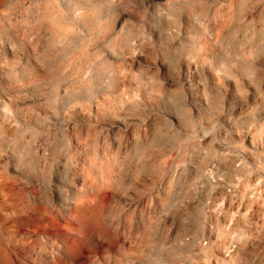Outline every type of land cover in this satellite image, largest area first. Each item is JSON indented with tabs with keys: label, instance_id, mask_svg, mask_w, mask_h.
Here are the masks:
<instances>
[{
	"label": "clouds",
	"instance_id": "obj_1",
	"mask_svg": "<svg viewBox=\"0 0 264 264\" xmlns=\"http://www.w3.org/2000/svg\"><path fill=\"white\" fill-rule=\"evenodd\" d=\"M0 264H264V0H0Z\"/></svg>",
	"mask_w": 264,
	"mask_h": 264
}]
</instances>
